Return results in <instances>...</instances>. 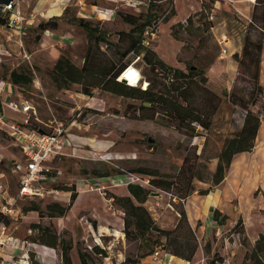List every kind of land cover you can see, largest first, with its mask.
<instances>
[{
  "label": "rangeland",
  "instance_id": "374dc122",
  "mask_svg": "<svg viewBox=\"0 0 264 264\" xmlns=\"http://www.w3.org/2000/svg\"><path fill=\"white\" fill-rule=\"evenodd\" d=\"M78 1L13 0L14 9L20 11L26 20L33 21L32 24L25 22L22 28L9 24L0 25V81L6 86L5 89L0 90L1 115L5 116L6 123L29 119V123L39 125L45 130H52L49 129L51 125L53 127L64 125L69 140L63 155L46 165L49 177L39 184L43 195L24 197L18 192L20 182L14 171L16 161L22 159V153L15 140L8 134L6 125L0 122V182L7 187L8 197L15 199L14 207L18 210L17 219L13 218L8 226L7 234L12 238L11 242L0 244V264L30 263L29 252L34 250L27 248L32 243L26 239L36 236L37 233L30 229V225L34 222H31V217H25L27 213H23V207L37 202L46 212V206L50 203L58 202L67 206L71 201L72 193L65 189L72 186L77 188L78 198L81 196L80 206L76 210L55 218H41L39 213L34 214L38 215L40 222L49 223L59 235L73 241L72 260L74 256L80 261L78 244L83 249H89L88 246L95 245L96 241L107 249L109 257L98 258L95 264H120V259L138 256L140 253L138 242L123 240V243L119 240L120 234L116 230H120V218H123L124 214H121L119 207L110 202L107 193L126 195L129 194L128 183L141 184L151 191L145 205L150 211L161 210L163 212L160 216L161 221L169 222L176 214V209L171 204L178 203L177 200L166 191L151 186L150 176L129 171L144 168L174 176L179 172L185 156L189 152H197L202 164L205 165V168L199 167V172L208 177L216 169L217 156L225 138L242 125L243 107L234 105L230 95L234 90L246 103L250 98L249 86L243 81L236 86L235 81L239 69L238 59L241 58L251 20V15L247 17V12L251 8L252 14L254 2L174 0L175 6L189 7V12L192 10V13L179 20L176 17L178 12L175 7L176 15L171 16L166 22L159 23L158 33L150 37L151 48L169 65L186 72L189 64H195L203 69L208 77V87L220 98L217 111L212 118L211 129L205 130L199 127L201 135L193 138L159 115L152 120L138 119L136 110L141 105L138 100L99 90H95L94 96H87L81 92L82 87L77 84L70 90L57 89L51 73L58 58L65 55L81 66L88 49L87 32L73 21L74 18H84ZM1 2L0 17H5L8 12L2 10V4L6 1ZM85 2L88 5L116 7V3L105 0H85ZM154 3L156 5L154 10L163 17L171 0H154ZM203 3L211 7L210 19L213 27L210 29H206L200 21L203 20L200 15L203 11ZM194 7H199L197 12H194ZM235 7H239L240 10H236ZM56 8L61 11L60 15H57ZM147 10L148 8L139 12L119 7L113 21L101 22L95 17L84 19L92 21L101 30L108 31L111 41L114 42L118 39L119 31H129L132 28L131 24L123 20L122 13L138 15ZM33 14L35 17H32ZM190 16L192 23L189 25L187 19ZM54 18H57V29L43 31L39 27L41 22ZM173 20L175 21L172 23ZM163 30H166L165 34L162 33ZM174 32L179 39L174 37ZM222 35L230 40L227 46L229 53L237 52L238 57L221 55L222 47L218 43V38ZM105 51L109 55L112 53V50L107 48ZM133 59V54L128 55V61ZM211 61L214 62L211 64ZM224 63L237 65L232 82L229 81L230 71L224 67ZM134 66L145 78L138 86L141 87L150 76L149 68L142 61H134ZM13 70L30 71L33 75L32 84L21 87L9 82V73ZM7 84H11V87H7ZM260 84L262 85L261 75ZM24 105L31 107L29 113L24 112ZM248 106L254 111L261 112L264 118V87L257 104H248ZM258 161L259 155L251 159L253 167L257 166ZM248 162L250 161L239 162L234 177L230 179L233 185L228 184L226 188L233 193V198H224L227 196L217 191L218 186H212L209 179L194 181L196 190L185 205L187 207L189 204H194L200 209L195 208L196 214L192 209L187 211L188 217L194 218L200 251L189 264H209L215 254L225 258L223 264H242L248 247L242 241L241 235L234 232L240 217L250 239V247L254 246L261 234H264V215L261 208L263 198L260 196V190L251 187L242 175L241 166ZM98 169L101 171L112 169V176L97 178L93 171ZM123 172L126 173L122 174ZM209 187H213L216 196L213 193L210 196L200 193L201 190ZM208 199H214L211 203L221 208L222 218L219 220L210 216L214 206L213 210L207 206ZM202 204L207 206L204 210H201ZM94 222L105 232L99 233V229L95 230ZM203 227L207 229L204 230ZM35 244L41 248L42 254L34 251L36 260L41 264H62L59 248ZM207 244L210 247H207ZM44 258L47 260L45 261ZM142 261L144 264H162L154 259V255H150V258L147 256ZM73 262L75 264L74 260ZM171 264H175L174 261Z\"/></svg>",
  "mask_w": 264,
  "mask_h": 264
},
{
  "label": "trees",
  "instance_id": "16d2710c",
  "mask_svg": "<svg viewBox=\"0 0 264 264\" xmlns=\"http://www.w3.org/2000/svg\"><path fill=\"white\" fill-rule=\"evenodd\" d=\"M2 0H0V3ZM9 3L13 0H5ZM214 4V2L212 1ZM154 0H151L148 10L138 15L122 13L123 20L132 25L129 31H119L117 41H111L110 33L101 30L98 25L84 18H74L73 21L84 28L87 32L88 49L84 63L79 66L70 58L62 55L58 58L52 73V80L59 90H70L77 84L82 87L81 92L87 96H94L95 90L109 92L121 97L138 100L141 102L137 108L136 117L141 120H152L156 116L165 118L169 123L175 124L176 128L184 131L187 135L195 138L201 133L198 128L210 130L212 118L217 111L219 97L208 87V77L205 71L195 64L187 66L188 72L173 67L166 63L157 52L151 48V41L147 43L146 32H156L159 23L166 22L171 16L176 15L174 0L164 11L163 17L155 11ZM209 9V10H208ZM211 7L203 3V11L200 13L203 20L201 24L210 29L213 27ZM9 14L0 17V25L8 24ZM57 18L50 21H43L39 27L45 31L57 29ZM192 23V16L187 19ZM174 37L179 39L174 32ZM112 50L109 55L106 48ZM264 47V0H255L251 20L245 36L243 50L239 61V69L235 85L242 81L249 86L251 93L246 103L243 98L234 90L230 100L234 105L243 107L241 112V127L227 136L222 149L218 154V162L213 173L205 177L199 172V167L205 168L197 152H189L180 167L179 172L174 176L161 174L159 171H148L147 169H132L129 172L146 174L151 177L150 185L166 191L178 203H172L179 214L178 221L173 228L161 227L153 217L151 211L145 205L148 201L150 190L145 186L130 182L127 185L129 194L118 195L107 193V197L123 212V222L126 240L138 242V256H128L121 264H144L142 259L155 254L157 251H165L169 254L191 262L199 250V240L195 229L191 226L185 208L187 199L196 190L194 181L196 179L205 181L209 179L212 186L220 185L230 171L235 156L239 153L252 152L256 145L257 136L262 125V113L252 110L248 104H257L263 94V86L260 84L261 64ZM133 54L134 59L127 60L128 55ZM134 61H142L149 68L150 76L147 78V88L131 86L119 80L121 74ZM214 61H211V64ZM9 79L16 86H28L33 82V75L30 71L13 70L9 73ZM145 80V78H144ZM148 103V104H146ZM33 129H39V125L28 123ZM117 171V170H116ZM97 178H108L112 176V169L94 170ZM126 173V172H125ZM124 172L122 174H125ZM71 192V201L67 206L60 203H50L46 206V212L37 202L23 207V213L31 211L39 213L41 218H55L65 216L73 207L79 193L77 188L72 186L65 189ZM213 187L200 191L208 195ZM214 219L222 218L218 209L213 211ZM264 215V208H263ZM225 218V215H223ZM12 218L0 210V226H9ZM221 221V220H220ZM223 223V222H222ZM93 227L97 225L94 222ZM238 228V229H237ZM30 229L37 233L34 237L26 239L31 243H38L54 249L59 248L62 264H74L71 251L74 249L73 241L59 235L50 224L32 223ZM234 232L241 235L242 241L247 245L248 250L242 264H264V234L256 240L254 246L250 247V239L247 235L242 217L238 219ZM31 238V239H30ZM247 243V244H246ZM207 247H210L207 244ZM78 257L81 264H95L98 258L109 257L107 249L100 244H95L92 249H83L80 244L77 247ZM29 264H41L36 260L34 252H29ZM225 258L214 255L209 264H223ZM108 264V263H103Z\"/></svg>",
  "mask_w": 264,
  "mask_h": 264
},
{
  "label": "built area",
  "instance_id": "2783aa9c",
  "mask_svg": "<svg viewBox=\"0 0 264 264\" xmlns=\"http://www.w3.org/2000/svg\"><path fill=\"white\" fill-rule=\"evenodd\" d=\"M108 2L116 3L115 8L108 6H103L100 4H91L88 5L85 0H79L78 4L80 5V11L83 13L84 18H96L97 20L104 21H113L118 13L119 7H124L125 9L131 11H139L148 8L151 0H105ZM2 10L4 12L10 13L9 22L10 26L17 28H22L24 23L32 24L33 21H28L21 15L19 11L14 9L13 1L9 4L5 3L2 5ZM32 17H35L34 14ZM159 27V26H158ZM158 33V30L156 31ZM156 32L147 31V43L151 41L150 37L155 36ZM227 36L222 35L218 39V43L222 47V56L227 54V48H225L228 43ZM138 73L139 86L144 82L143 75L140 70L134 66L132 63L126 68V70L121 74L125 75L126 79L119 77L120 81L126 80V84L133 86L130 83L129 77ZM5 83L0 81V90L5 89ZM7 87H11V84H7ZM144 88V85L141 86ZM18 107V106H17ZM31 107L24 105L23 110L26 113H29ZM0 122L7 127V132L15 140L16 145L20 148L22 153V159L16 161L14 171L17 173L20 188L19 194L24 197H35L42 196V187L39 186L44 180H47L49 175L46 168L48 162L52 161L56 157L63 155L64 148L69 144L67 138V129L64 125L53 127L52 125L49 129L45 130L44 128L33 129L29 126V119H25L20 122H10L6 123L5 116L0 113ZM15 199L8 197L7 187L0 182V210L5 215L10 218H16L18 216V210L14 207ZM8 226H0V244H7L11 242L12 238L7 234ZM96 244L101 243L96 241ZM31 245H35L32 243ZM37 245V244H36ZM93 245H89V249H92ZM155 260L159 261V251L153 254Z\"/></svg>",
  "mask_w": 264,
  "mask_h": 264
},
{
  "label": "crops",
  "instance_id": "0c3cea01",
  "mask_svg": "<svg viewBox=\"0 0 264 264\" xmlns=\"http://www.w3.org/2000/svg\"><path fill=\"white\" fill-rule=\"evenodd\" d=\"M177 2H178V0H177ZM5 3L6 2H4L3 4H5ZM176 5H177V3H176ZM175 7H176L177 12H178V14H177L176 17L179 18V20L180 19L182 20L185 17H188V15L190 13H192V10L189 12V10H190L189 7L182 8V7H178V5L175 6ZM194 8H195V11L193 10L194 12H197V10L199 9V7H194ZM235 8H236V10H240L239 7H235ZM250 15H251V8H250L249 12H247V17H250ZM221 37L222 36H220L218 39H220ZM228 43L225 46V48H227V54L224 55V56L227 57V56L234 55L235 57H238V53L237 52L229 53V49L227 47L228 46ZM262 58H263V60H262V65H261V83H262V86L264 87V51H263ZM235 60H236V58H235ZM220 63L223 64L222 62H220ZM224 67H226L227 70L230 71V75L229 74H227V75L230 76V80L229 81L232 82V80L235 78V73L237 71V65L234 64V63H228V64L224 63ZM233 73H234V75H233ZM257 155H259V161H258L257 166L253 167V165L251 164V159L253 157L257 156ZM242 160H249L250 161V162H248L246 164H242V166H241L242 167V175H243L245 181L249 182V184L251 185V187H253L256 190H260V196L263 198V206H261V208L263 210V208H264V118H262V125H261V128H260L259 133H258V136H257L256 145H255L254 150L252 152H244V153L237 154L235 156L234 160H233V163L231 165L230 171L227 174L225 180L220 185H218L217 191H220L225 196H227V197H224V198L230 199V198H233V196H234L233 193L231 191L226 190V188L229 185L230 186L233 185V183H232V181H230V179H232L234 177V175H235V173L237 171L239 162L242 161ZM211 193H213L215 196L217 195L216 192H215V190H212L207 196H210ZM224 198H221V200H224ZM189 200L190 199L188 198L187 201H189ZM212 201H214V199L213 200L212 199H208L207 206L208 207H211L212 210H213V206H214V210L215 209H218V210L221 211V208L219 207V205H215V204L213 205L211 203ZM110 202L112 203L111 200H110ZM75 205H76V202L74 203L72 209L70 210L71 212L73 210H76L75 209ZM78 206H80V205H78ZM207 206L205 204H202L201 205V210H204ZM185 208H186V211L192 209L195 214H196L195 208H197V210H200L194 204H189V206H187V207L185 205ZM155 211H152V209H151V213H152L153 217L155 218L156 222L161 227L170 229V228H173L176 225V223L178 221V217H179L178 216L179 214L176 211H175L176 214L173 216V218L169 222L161 221L160 216H161V214H163V212L161 210H157L156 213H155ZM120 212H121V214L123 213L122 211H120ZM36 213L37 212H34V211L28 212L25 217L26 218L31 217L32 218V221L31 222H34V223H44V221L43 222L42 221L40 222V218L38 217V215H34ZM187 214H188V212H187ZM210 216L212 217V219H214L213 212H211V215ZM120 219H121V228H120L119 231L116 230V232H118L120 234L119 235L120 242H123L124 243L123 240H126L125 239V234L123 233L124 223H123V218L121 217ZM189 222H190L191 226L197 232L196 226L194 225V218L192 216L189 218ZM44 224H49V223H44ZM110 226L112 228H114L113 225H110ZM96 229H99L98 226H97ZM203 229L206 230L207 227H205V228L203 227ZM98 232L101 233V232H105V231L104 230L102 231V230L99 229ZM94 234H96V233L94 232ZM125 242L128 243L127 241H125ZM30 245H28L27 248H30ZM198 251H200V248H199ZM37 253L38 254H42V253H39V252H37ZM148 258H150V256H148ZM124 259L125 258L120 259L119 260V263L121 264L124 261ZM154 259H155V257H154ZM44 260L46 261L47 259L44 258ZM73 260L75 261V264H79L80 263V261L79 260L77 261V259L74 258V256H73ZM173 261H174L175 264H189L190 263V262H188L186 260H183L181 258L175 257V256L169 254L168 252L159 251V261H158L159 263L161 262L162 264H171Z\"/></svg>",
  "mask_w": 264,
  "mask_h": 264
},
{
  "label": "bare ground",
  "instance_id": "6f19581e",
  "mask_svg": "<svg viewBox=\"0 0 264 264\" xmlns=\"http://www.w3.org/2000/svg\"><path fill=\"white\" fill-rule=\"evenodd\" d=\"M251 2H254L255 0H250ZM56 7V5H55ZM54 9H52L51 12H53ZM55 11H57V15H60L61 14V11H58L57 8L55 9ZM175 20L172 21V23L174 22ZM166 30H163L162 33L165 34ZM122 79H126L125 78V75L124 76H121ZM138 79H139V76H138V73L134 74L133 76L129 77V80H130V83L133 85V86H139V82H138ZM147 85H148V82L146 81L144 83V89L147 88ZM80 198L81 196L78 198L77 202H76V205H75V209L78 207V205L80 204ZM30 248L33 249L34 251H37L39 253H41V248L38 247V245H30Z\"/></svg>",
  "mask_w": 264,
  "mask_h": 264
},
{
  "label": "water",
  "instance_id": "95a60500",
  "mask_svg": "<svg viewBox=\"0 0 264 264\" xmlns=\"http://www.w3.org/2000/svg\"><path fill=\"white\" fill-rule=\"evenodd\" d=\"M122 82L126 84V80H123ZM146 104H148V103H146ZM152 194L159 195V193H152Z\"/></svg>",
  "mask_w": 264,
  "mask_h": 264
}]
</instances>
